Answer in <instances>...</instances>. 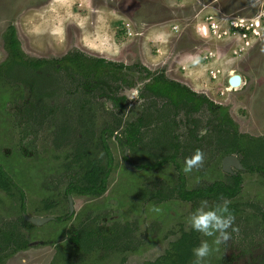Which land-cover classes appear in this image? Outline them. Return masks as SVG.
Wrapping results in <instances>:
<instances>
[{
	"label": "rangeland",
	"instance_id": "obj_1",
	"mask_svg": "<svg viewBox=\"0 0 264 264\" xmlns=\"http://www.w3.org/2000/svg\"><path fill=\"white\" fill-rule=\"evenodd\" d=\"M263 5L264 0H0V67L7 54L2 32L9 23L16 28L25 57H43L54 63L64 54L80 52L81 58L105 59L101 65L103 81L88 88L82 84L90 77L85 78L83 72L53 69L51 64L44 65L48 71L41 82H35L37 76L31 70H16L12 76L0 72V153L7 157L1 163L10 168L18 166L11 177L14 183L36 189L33 195L22 187L31 213L61 217L68 212L65 189L78 168L72 159L76 146L90 149L106 163L108 155L99 134L103 126H115L120 119L114 135L105 137L112 157L105 190L99 195L72 191L73 212L61 220L17 225L15 229L22 232V238L37 242L6 253L0 264H47L69 239L74 226L128 237L115 250L95 247L88 254L69 251L64 260L52 264H137L155 258L169 240L190 230L187 217L200 201L215 204L222 199L231 202L233 227L238 232L218 249L213 245L203 264H264V170L237 169L231 164L241 178L234 196L195 200L180 197L177 188L182 177L185 189L205 187L214 181L232 183L229 172L222 168L226 154L217 144L218 135L207 125L214 113L205 103L193 116L181 107L175 108V120L181 119L176 162L151 166L149 163L164 152L155 126L173 118V106L163 97L141 94L150 76L163 71L221 104L219 114H229L239 131L264 135V37L243 54L232 55L226 39H206L192 26L199 15L210 11L253 14ZM172 23H177L178 29H173ZM207 50H218L220 58L213 55L206 62L208 59L201 56ZM176 57L181 62H176ZM108 60L125 65L119 69L107 64ZM215 60L223 66L224 74L213 79L206 64H214ZM182 63L193 74L183 71ZM142 66L152 73L146 74ZM233 72L241 74V84L220 93ZM182 75L197 82L189 85L182 81ZM109 89L123 96L121 108L100 94ZM143 108L153 113L150 125L142 128L139 142H123L120 138L125 123L134 120ZM163 110L167 113L160 121L154 114ZM190 116L197 119L194 130L200 133L198 140L187 134L184 121ZM197 149L204 154L203 166L185 174V157ZM235 154L241 158L240 153ZM125 159L136 169L128 168ZM45 198L52 201V209H43L41 200ZM11 213L18 215L19 211L15 208ZM195 233L200 241L207 239L212 244L213 238Z\"/></svg>",
	"mask_w": 264,
	"mask_h": 264
},
{
	"label": "trees",
	"instance_id": "obj_2",
	"mask_svg": "<svg viewBox=\"0 0 264 264\" xmlns=\"http://www.w3.org/2000/svg\"><path fill=\"white\" fill-rule=\"evenodd\" d=\"M2 39L3 45L7 51V58L1 64L0 72L6 76H12L16 70H25V73H29L31 70V72L37 76L35 77V82H41L42 79H45V77L42 76L48 71L44 65L51 64L53 69L61 70L63 68L66 71L83 72L84 77L86 76L85 78L90 77L89 80L83 81L82 85L86 88L98 85L100 81H103L104 75L102 74L104 70L101 68V65L105 64V59L103 57H95L91 60L87 57L81 58L83 54L80 52H74L71 55H62L54 63L43 57H25V52L20 45L16 28L11 23H9L7 28L2 32ZM107 64H112L119 69L125 65L110 60H108ZM142 67L147 69L146 66ZM149 73H152V71L147 69L146 74ZM30 87H33V83ZM110 91V89L109 92L102 91L100 94H105L116 106L121 108L120 99L123 96H116L110 93ZM141 94L144 97H163L173 106V108H171L173 118L171 117L169 121L165 120L161 125L155 126L157 141L164 148V154L162 153L158 159L149 163V165L160 166L167 161L176 162V153L180 146L178 141H176L178 138L177 133L175 136L173 130V126H175V108L178 109V107H181L188 115H192L200 111L202 109V104L205 103L214 113V117L208 121L207 125L213 128L217 133V144L220 149L223 150L225 154L231 152L240 153L241 162L249 169L264 170V135L260 134L256 136L239 131L236 121L229 114H219L218 110L222 108L221 104L215 103L206 94L194 91L186 84L168 77L163 71L151 75V80L145 83ZM150 105L154 106V102H151ZM145 109L146 108H143L134 120L125 123L120 138L123 142L131 145L140 141L143 133L142 128L150 125L149 119L153 116V113H147ZM168 109L170 110V108ZM168 109L167 111H169ZM167 111L163 110L154 115L158 120L160 119V121H162ZM145 114L148 115V118L144 116ZM192 116L187 119V122L188 120L189 122L187 123L188 127L186 131L189 136L198 140L200 136H198L194 130L197 126V119ZM119 124L120 119H117L115 126L105 125L101 128L99 136L103 143V150L108 155L106 163L102 161L100 156L92 155L90 149L84 147L82 149L81 145L76 146L72 159L77 163L78 168L74 169L72 173L73 179L67 184L65 189L66 192L75 191L80 194L99 195L105 190L106 180L112 161L108 146L105 143V137L106 135H111ZM191 124H193L194 127ZM251 159H253V161ZM229 175L232 177V183L224 184L221 181H214L208 186L191 189L184 188V180L182 177L178 184L177 194L189 200H195L199 197H212L218 199L220 197L234 195L239 188L241 179L239 173H229ZM71 231L72 233L69 235V239L57 248L52 261L47 264H52L53 261L57 262V260H64L69 251L71 253L82 251V253L88 254L93 251L95 247L106 251H112L121 244V240L125 239L124 237H128V234H103L95 227L85 229L82 227L80 228V226H74L71 228ZM5 235L7 236L8 234ZM16 236V238L13 237V245H11L10 242L6 245L7 249L8 246H12V250L27 246V242L24 238L21 237V239L18 240L20 237L19 234H16ZM199 242L200 236L196 234L194 230H183L177 237L169 240L168 245L164 248L162 253L153 259L144 260L137 264H193L194 257L192 249L198 246ZM77 257L78 260H80V254Z\"/></svg>",
	"mask_w": 264,
	"mask_h": 264
},
{
	"label": "built area",
	"instance_id": "obj_3",
	"mask_svg": "<svg viewBox=\"0 0 264 264\" xmlns=\"http://www.w3.org/2000/svg\"><path fill=\"white\" fill-rule=\"evenodd\" d=\"M221 11V10H220ZM214 12L210 11L204 16L199 15L193 22L192 26L201 37L219 41L226 39V43L231 44L230 53L232 55H241L248 48L252 47L258 40L264 37V5L260 9H256L253 14H240L234 12ZM173 29H178L177 23H172ZM220 58V53L212 50H207L202 53L203 59L210 57ZM214 58V59H215ZM183 71L187 74H193L184 63L180 64ZM206 71L210 78L216 79L222 76L223 66L215 60L214 64H206ZM226 88H233L231 84L227 83L219 89L220 93H224Z\"/></svg>",
	"mask_w": 264,
	"mask_h": 264
},
{
	"label": "flooded vegetation",
	"instance_id": "obj_4",
	"mask_svg": "<svg viewBox=\"0 0 264 264\" xmlns=\"http://www.w3.org/2000/svg\"><path fill=\"white\" fill-rule=\"evenodd\" d=\"M6 58H7V54H6ZM4 60H2V61L4 62ZM229 76L230 75H228V77ZM148 79H150V78H148ZM147 81H149V80H147ZM180 120H181L180 118H179V120H174L175 121V126H173V128H174L173 130L175 132V136H176V133H178L177 137H179V138H180V135H181V133L179 131L180 130L179 127H180V124H181ZM184 122H187V120L184 121ZM188 122H189V120H188ZM191 125L193 126V124H191ZM176 130H177V132H176ZM203 131H205V129ZM196 134L198 136H200V133H196ZM111 135H114V134L112 133ZM4 153L7 154V152H4ZM125 153H126V151H125ZM226 154H229V153H226ZM2 155H3V153H0V223H6V224L4 226H0V262L5 257L6 253H9V252H12V251L15 250V249L12 250V246H8V249H7L6 245L9 242H10L11 245H13V243H12L13 237L16 238L17 237L16 234H22L21 231H17L15 229L16 226L19 225V224H20V226L25 225V224L27 225L28 223L34 224V223H32L31 221H29L26 218V215H29V216H51L49 219L44 221V222H47L50 219L61 220V218L68 217L73 212V210L70 212L69 204H68V212L65 215L61 216V217H59V216L55 217V216L49 215V214L37 215V214L31 213L27 209V207L25 205L26 196L23 193V190H22L23 188L22 187L25 188L27 193L33 192V195L36 193L33 190H36V189L32 190L33 187L32 188H28L27 186H24V185H22L20 183H18V184L14 183L11 177L13 176V174H15L17 172L16 169H18V166L15 165L13 168H10V167H6L5 165H2L1 162L3 160L5 161V158H7V157L2 156ZM239 159H240V157H239ZM125 160H127V159H125ZM125 160H124V163H125ZM235 168H237V169H245L247 167L244 165L243 168H238V167H235ZM231 169H232V167H231ZM250 170H256V169H250ZM225 171H227V170H225ZM227 172H229V173H238L237 171H235L233 169H232L231 172L230 171H227ZM35 186L37 187V184ZM239 186H240V184H239ZM238 190H239V188H238ZM238 190L236 191V193L238 192ZM68 193H70L71 196H72L71 192H66V194H68ZM234 195H231V196H234ZM231 196H227V197H231ZM72 198H73V196H72ZM67 199H68V197H67ZM41 202H42L41 204H42L43 209H45V210L52 209V201L50 202L49 198L42 199ZM73 207H74V203H73ZM15 208H17L18 211H19L18 215H15V214L11 213V210L13 212H15ZM44 222H42V223H44ZM71 228H73V227H71ZM71 233H72V231L70 232V234ZM5 234H8V235L6 236ZM20 239H21V236L18 238V240H20ZM25 240H26L27 244L28 243H32V242H37V239L28 240V241H27V239H25ZM41 240L44 241L43 239H40L39 241L41 242ZM48 241H51V240L49 239ZM19 249H22V248H19ZM16 250H18V249H16Z\"/></svg>",
	"mask_w": 264,
	"mask_h": 264
},
{
	"label": "clouds",
	"instance_id": "obj_5",
	"mask_svg": "<svg viewBox=\"0 0 264 264\" xmlns=\"http://www.w3.org/2000/svg\"><path fill=\"white\" fill-rule=\"evenodd\" d=\"M204 154L199 149L189 156L185 157L182 171L189 174L193 169H199L203 166ZM230 201L222 199L221 203L210 204L208 200L200 201L197 207L187 217L186 224L204 237L213 238L212 244L207 239H202L198 246L192 249L194 257L193 264H203L214 250L213 245L218 246L231 239L232 233H237L238 228L233 227L235 216L229 208ZM231 229V232H229Z\"/></svg>",
	"mask_w": 264,
	"mask_h": 264
},
{
	"label": "water",
	"instance_id": "obj_6",
	"mask_svg": "<svg viewBox=\"0 0 264 264\" xmlns=\"http://www.w3.org/2000/svg\"><path fill=\"white\" fill-rule=\"evenodd\" d=\"M241 74L239 72H235L228 77V83L233 85H240L241 84ZM125 164L128 168L136 169L135 166L125 160ZM231 164L238 168H243L244 165L241 163L239 157L235 153L226 154L222 159V168L227 171H232ZM68 197V204L70 212L73 210V198L70 193L67 194ZM51 216H29L26 215V218L34 224H41L45 220L49 219Z\"/></svg>",
	"mask_w": 264,
	"mask_h": 264
},
{
	"label": "crops",
	"instance_id": "obj_7",
	"mask_svg": "<svg viewBox=\"0 0 264 264\" xmlns=\"http://www.w3.org/2000/svg\"><path fill=\"white\" fill-rule=\"evenodd\" d=\"M179 60H180V59H178V58L176 57V62H178ZM179 62H181V60H180ZM174 73H175L176 75H178V77L181 76V73H180L179 71L174 70ZM179 74H180V75H179ZM182 77H183L182 81L185 82V83H187V84H189V85H192V82H197L195 79L192 80V77H184L183 75H182ZM241 77H242V76H241ZM176 78H177V77H176ZM241 81H242V78H241ZM217 90H218V89H217Z\"/></svg>",
	"mask_w": 264,
	"mask_h": 264
},
{
	"label": "bare ground",
	"instance_id": "obj_8",
	"mask_svg": "<svg viewBox=\"0 0 264 264\" xmlns=\"http://www.w3.org/2000/svg\"><path fill=\"white\" fill-rule=\"evenodd\" d=\"M233 73H234V72H233ZM233 73H231V74H233ZM231 74H230V75H231ZM237 86H238V85H233V87H237Z\"/></svg>",
	"mask_w": 264,
	"mask_h": 264
}]
</instances>
